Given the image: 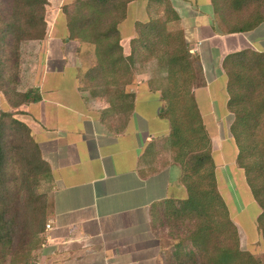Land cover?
<instances>
[{
	"label": "crops",
	"instance_id": "crops-1",
	"mask_svg": "<svg viewBox=\"0 0 264 264\" xmlns=\"http://www.w3.org/2000/svg\"><path fill=\"white\" fill-rule=\"evenodd\" d=\"M169 1L190 51L200 59L202 85L192 92L211 142L218 189V172L241 176L249 191L244 206H257L252 244H259L260 209L236 162L230 132L234 116L227 109L222 64L241 51L264 55V0ZM148 2L130 3L119 25L125 54L136 35L135 23L150 18ZM19 54L17 91L35 88L40 101L13 109L0 92V112L14 113L29 128L49 167L42 182L50 229L45 226L36 251L38 264H164L169 253L165 239L170 238L161 231L168 225L165 210L185 198L186 191L166 143L171 126L160 116L157 72L138 71L133 84L122 89L134 95L132 109L129 99L115 107L80 83L95 63L91 45L47 30L44 40L22 42ZM219 126L221 138L210 130ZM218 140L223 145L216 153Z\"/></svg>",
	"mask_w": 264,
	"mask_h": 264
},
{
	"label": "trees",
	"instance_id": "trees-1",
	"mask_svg": "<svg viewBox=\"0 0 264 264\" xmlns=\"http://www.w3.org/2000/svg\"><path fill=\"white\" fill-rule=\"evenodd\" d=\"M136 0H72L62 7L68 40L93 47L95 63L80 83L115 107L146 65H154L161 86L160 116L171 126L167 146L180 165L186 197L166 207L169 253L164 264H264V55L241 51L225 58L227 109L237 147V165L260 209L256 228L263 253L240 247L238 229L219 192L211 142L193 88L202 85L200 59L186 42L169 0H149L147 22L135 23L128 54L119 25ZM48 0H0V92L16 109L40 101L37 89L17 91L22 42L47 37ZM49 173L29 128L12 112H0V264H38L50 216L39 186Z\"/></svg>",
	"mask_w": 264,
	"mask_h": 264
},
{
	"label": "rangeland",
	"instance_id": "rangeland-1",
	"mask_svg": "<svg viewBox=\"0 0 264 264\" xmlns=\"http://www.w3.org/2000/svg\"><path fill=\"white\" fill-rule=\"evenodd\" d=\"M71 1L72 0H50V7L48 9V24H49L48 30L50 32L52 31L55 37H61V38L68 37L65 27V19L61 11H62V7L70 3ZM131 18L134 17L130 15V19ZM142 69L149 71L151 70L156 71L153 65H146ZM0 108H1V101H0ZM210 130L211 133H213L214 135L218 134V137L221 138L222 130H223L221 126L212 127ZM220 143L221 142H219V140L218 142H215V150L217 151L216 153H219L220 150L222 149L220 145H223V143L222 144ZM225 144L226 143H224V145ZM217 176L219 181L220 193L222 194V197L224 198L225 202L230 208L232 220L234 221L238 229V232L240 234L241 249H243L244 251H249L255 256H262L263 253L262 241L259 244L258 243L252 244L253 241L256 240L255 229H254L255 227L253 226L252 219L256 214L257 206L255 205L254 202H251L250 207L248 205L244 206V202L247 199V194L249 195V191L247 190L248 188L246 189V187L244 186L245 185L244 182H242L243 180L241 179V176L237 174H226L224 172L222 173L218 172ZM44 191H45V186L44 183L41 182L39 186V192L45 195ZM168 225L167 227H163V230H161L163 233L165 232V230H167L168 232L170 231ZM251 234H253V238L250 236ZM166 240L169 239L167 238L165 239V241ZM36 251H34V253H36Z\"/></svg>",
	"mask_w": 264,
	"mask_h": 264
},
{
	"label": "built area",
	"instance_id": "built-area-1",
	"mask_svg": "<svg viewBox=\"0 0 264 264\" xmlns=\"http://www.w3.org/2000/svg\"><path fill=\"white\" fill-rule=\"evenodd\" d=\"M46 229H50V226L49 225H46Z\"/></svg>",
	"mask_w": 264,
	"mask_h": 264
}]
</instances>
